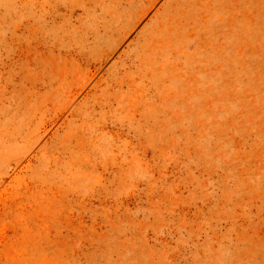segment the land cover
Returning <instances> with one entry per match:
<instances>
[{"label": "rangeland", "instance_id": "374dc122", "mask_svg": "<svg viewBox=\"0 0 264 264\" xmlns=\"http://www.w3.org/2000/svg\"><path fill=\"white\" fill-rule=\"evenodd\" d=\"M0 264H264V0H0Z\"/></svg>", "mask_w": 264, "mask_h": 264}]
</instances>
